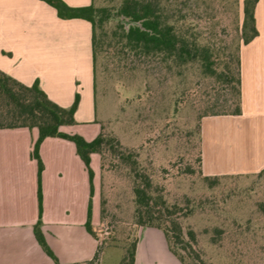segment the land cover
I'll return each instance as SVG.
<instances>
[{
    "label": "rangeland",
    "instance_id": "obj_1",
    "mask_svg": "<svg viewBox=\"0 0 264 264\" xmlns=\"http://www.w3.org/2000/svg\"><path fill=\"white\" fill-rule=\"evenodd\" d=\"M157 1L172 18L182 16L192 23L201 42H213L223 58L238 52L242 0ZM121 2L95 0L96 6H107L113 17L97 28L98 35H107L93 65L94 119L85 120L89 104L84 103L83 120L64 125L62 130L88 140L103 130L116 136L119 148L132 152L139 168L151 176L156 192L169 206L181 207L185 230H195L196 247L211 264H264V173L227 176L213 186L207 183L199 160L198 117L207 100L218 92L212 89L211 79L200 75L196 64L182 69L181 74L158 60L117 56L109 42L118 26L116 10ZM75 85L81 101L84 89L80 80ZM101 164V155L95 153L91 158L94 218L101 254L92 263L78 264H120L139 237L133 164L109 151L103 156L102 168Z\"/></svg>",
    "mask_w": 264,
    "mask_h": 264
},
{
    "label": "crops",
    "instance_id": "obj_2",
    "mask_svg": "<svg viewBox=\"0 0 264 264\" xmlns=\"http://www.w3.org/2000/svg\"><path fill=\"white\" fill-rule=\"evenodd\" d=\"M63 1L71 7L94 2ZM255 19L259 33L240 51L242 112L201 121L205 175L241 176L264 169V0L256 4ZM92 40L89 20L62 18L44 0H0V69L27 85L39 80L49 97L65 107L74 102L80 80L84 94L77 123L83 120L84 103L89 104L85 120L94 119ZM38 137L36 127L0 128V264H56L34 234L40 206L39 166L32 151ZM63 139L46 137L40 146L42 229L61 264L84 263L99 245L86 227L91 183L75 143ZM93 185L96 229L95 176ZM138 236L135 264H183L162 229L141 226Z\"/></svg>",
    "mask_w": 264,
    "mask_h": 264
},
{
    "label": "trees",
    "instance_id": "obj_3",
    "mask_svg": "<svg viewBox=\"0 0 264 264\" xmlns=\"http://www.w3.org/2000/svg\"><path fill=\"white\" fill-rule=\"evenodd\" d=\"M57 9L62 18H84L93 26V58L96 63L107 33L98 35L97 28L103 26L111 17V10L107 6L98 7L95 0L91 5L71 7L63 0H44ZM259 0H243V16L241 21V43L238 52H229L223 58L215 48L213 42H201L194 25L187 22L182 16L172 18L166 6H161L157 0H122L116 10L118 26L113 31L109 44L115 54L120 57H141L142 61L153 62L158 60L168 68L182 69L190 65H198L200 75L204 79L212 80V89L218 95L207 100V105L199 115L200 133V163L202 171L201 152V121L207 115L239 114L242 112V82L240 51L243 44L249 43L258 35L255 19V7ZM183 73V72H182ZM181 73V74H182ZM226 91L221 94L220 91ZM140 97V96H139ZM222 97H224L222 99ZM80 96L76 94L70 107H65L53 101L47 92L40 86L39 80L27 85L12 75L0 69V128L36 127L39 137L34 144L32 156L39 166V206L40 219L34 226V234L43 250L61 264L49 246L42 229V172L44 164L40 156V146L46 137H60L73 141L77 153L84 161L89 172L91 183V198L88 206L86 221L87 230L98 241V249L94 258L88 262L98 260L101 254V245L96 229L92 224L94 190V170L91 166V155L103 156L107 151L120 158L123 162H131L134 177L133 192L135 195V224L157 227L165 233L170 250L183 264H211L197 249V234L193 229L185 230L180 218L181 207L169 206L162 194L157 193L152 178L139 168V162L132 152H125L119 148L120 141L116 136L107 135L103 130L94 139L88 140L78 133H68L61 128L64 125L77 123L76 111ZM264 173V169L259 172ZM204 179L210 186L220 178L228 175H205ZM103 213V208H102ZM187 212L183 215H186ZM219 231V230H217ZM139 237L127 248L120 264H135L136 249ZM78 264V263H72Z\"/></svg>",
    "mask_w": 264,
    "mask_h": 264
}]
</instances>
